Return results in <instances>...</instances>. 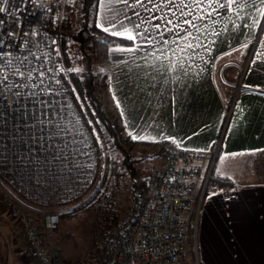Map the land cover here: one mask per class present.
I'll return each instance as SVG.
<instances>
[{
  "label": "crops",
  "instance_id": "1",
  "mask_svg": "<svg viewBox=\"0 0 264 264\" xmlns=\"http://www.w3.org/2000/svg\"><path fill=\"white\" fill-rule=\"evenodd\" d=\"M124 8L99 0L97 23L108 26L109 9ZM125 10L129 28L143 21L133 34L152 38L137 36L108 50L111 93L131 136L204 150L224 132L216 185L203 201L199 264H264V18L252 6L228 9L208 0L190 16L139 5ZM165 15L179 27L152 19ZM7 233L0 231V264H28L19 255L18 235Z\"/></svg>",
  "mask_w": 264,
  "mask_h": 264
},
{
  "label": "built area",
  "instance_id": "2",
  "mask_svg": "<svg viewBox=\"0 0 264 264\" xmlns=\"http://www.w3.org/2000/svg\"><path fill=\"white\" fill-rule=\"evenodd\" d=\"M56 0L0 2V53L23 70L45 72L0 99V170L26 196L52 203L77 193V167L47 168L45 158L64 120L48 117L43 108L64 106L66 81L63 57L49 35ZM26 58V59H25ZM39 84L33 88L31 84ZM241 85H238V89ZM48 111V110H47ZM53 126L54 130L50 127ZM73 130L71 127L69 131ZM47 146V147H46ZM225 154L224 132L204 150L167 143L148 179L145 193L132 191L127 213L113 226L103 227L93 250L84 260H69L59 246H48L34 218L9 201L6 212L17 222L24 246L19 255L28 264H199L197 235L203 201L216 185V161ZM32 159V160H31ZM34 159V160H33ZM57 174H53V172ZM58 213L45 215L44 227L59 230Z\"/></svg>",
  "mask_w": 264,
  "mask_h": 264
},
{
  "label": "trees",
  "instance_id": "3",
  "mask_svg": "<svg viewBox=\"0 0 264 264\" xmlns=\"http://www.w3.org/2000/svg\"><path fill=\"white\" fill-rule=\"evenodd\" d=\"M79 2L78 11L75 6H70L64 19L58 24L53 20L48 28L52 40L55 37L60 38V47L68 69L63 74L66 81L64 106L43 108L42 111L47 112L50 118L63 119L64 127H59L56 131L57 138L60 140L48 145L50 149H46L45 158L36 160L47 168L50 166L58 168L60 165L65 168L77 167L79 177L77 193L52 202L64 205L77 203L97 184L104 161L103 144L99 137L102 131L108 134L114 146L121 152V162L133 180L132 191L139 190L141 193L147 190L148 181L147 179L137 181L138 159L133 158V150L137 146H145L149 153L156 155L169 143L168 140L139 141L131 136L111 93L110 72L103 74L96 71L94 65L95 56L102 57L108 54L112 45H127L131 41L115 37L97 27L99 0H79ZM76 16H78L77 24ZM78 61L84 64L83 68L73 70ZM105 94L108 95V99H105ZM70 127L73 130L69 131ZM50 128L54 130L53 126ZM115 165V163L112 164V172L116 175L115 188L111 191L112 196L116 195L121 185L118 176L121 173L117 171ZM53 174L57 173L54 171ZM0 176L27 197L18 185L10 181L6 172L0 170ZM110 218L107 226H113L120 220L117 213Z\"/></svg>",
  "mask_w": 264,
  "mask_h": 264
},
{
  "label": "rangeland",
  "instance_id": "4",
  "mask_svg": "<svg viewBox=\"0 0 264 264\" xmlns=\"http://www.w3.org/2000/svg\"><path fill=\"white\" fill-rule=\"evenodd\" d=\"M76 7L78 11L79 0H56L54 18L58 24L64 19L69 7ZM78 15V13L76 14ZM76 16V24L78 23ZM75 24V25H76ZM58 53L63 57L62 66L64 71L68 69L65 64L64 54L60 47V38H53ZM78 56H80L78 54ZM95 70L101 73L110 71L111 62L108 54L96 57L94 60ZM84 64L78 61L73 70H81ZM70 70V68H69ZM238 89V86H237ZM240 89V88H239ZM105 99L108 95L105 94ZM103 144L104 161L100 169V177L97 184L87 192V194L75 204L64 205L54 203L35 202L23 195L21 191L12 186L4 177L0 176V231L10 235L12 231L18 235L19 247L24 246V240L19 226L13 216L6 212L9 201H14L28 214H30L43 233L44 241L48 246H59L66 259L84 260L93 250L99 234L103 227L107 226L109 218H113L115 213L121 219L128 211L132 190L133 180L128 175L122 161L121 152L114 146L112 140L105 131L99 136ZM161 151L154 155L149 153L145 146H137L132 156L137 160L136 167L139 170L138 182L149 179L150 174L158 164V156ZM116 164V169L121 185L116 195L112 196L111 191L115 188L116 175L112 172V164ZM115 176V177H114ZM49 212L58 213L61 218L59 230L51 231L44 227L45 215ZM110 218V219H111ZM12 227V230H11ZM6 235V236H7ZM9 236H7L8 238Z\"/></svg>",
  "mask_w": 264,
  "mask_h": 264
},
{
  "label": "snow or ice",
  "instance_id": "5",
  "mask_svg": "<svg viewBox=\"0 0 264 264\" xmlns=\"http://www.w3.org/2000/svg\"><path fill=\"white\" fill-rule=\"evenodd\" d=\"M0 2L6 3L7 0H0ZM102 4L107 7L108 5L113 4H123L125 6L124 9H109L113 11V16L111 17L108 26H103L102 24H98L97 27H102L105 32L113 36H118L121 38H126L128 40H135L137 36L144 38L148 43L152 42V38L144 37L143 32H135L136 29L141 27V23L134 24L133 28H129L125 21L131 22V17L128 16L127 11L125 9L134 8L137 5L143 7L147 12L160 11L162 8H167L169 12H171L173 17H176V12H179L180 16H190L192 15V9L201 7L205 0H159V3H154L153 0H101ZM209 6L212 4H218L219 7L236 10L244 9L249 6H252L259 15L264 18V9L257 7L254 0H226V2H222V0H208ZM146 5H151V7H147ZM260 5L264 6V0H260ZM175 9L176 11H173ZM184 9H189L188 12H185ZM4 8L0 7V12H3ZM123 14L122 19H117ZM133 15L136 17L140 16L138 11L134 12ZM201 19L203 17H200ZM154 20H161L166 22V24H171L174 27H179L178 24H174L172 19H168L167 16H153ZM178 19V17H177ZM183 23L188 24L190 27L194 26L192 21L185 19ZM254 23L257 21L254 20ZM156 29L160 28V24L154 25ZM172 28H168L167 31H172ZM146 31V30H145ZM187 47H192L191 44H188ZM129 51H135L137 49H128ZM183 51V49L181 50ZM8 54L0 53V99H2L5 95L11 93L13 96H19V91H13V89H19L21 87H26L23 82L28 80L30 82L35 80V76L33 73L39 72L40 84L43 83V77L45 76L44 71H40L39 69H31V70H23L24 62L21 61L19 64H14L11 59H7ZM26 59V58H25ZM31 87L38 88L39 84L32 83ZM119 102L117 101V107H119ZM123 115V112H121ZM136 136H133V139H136ZM143 139V137H141Z\"/></svg>",
  "mask_w": 264,
  "mask_h": 264
}]
</instances>
